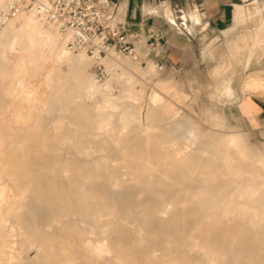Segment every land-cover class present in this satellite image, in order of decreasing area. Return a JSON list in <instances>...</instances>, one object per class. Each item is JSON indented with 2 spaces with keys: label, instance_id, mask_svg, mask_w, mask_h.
<instances>
[{
  "label": "rangeland",
  "instance_id": "1",
  "mask_svg": "<svg viewBox=\"0 0 264 264\" xmlns=\"http://www.w3.org/2000/svg\"><path fill=\"white\" fill-rule=\"evenodd\" d=\"M253 3L254 8L256 1ZM251 7L252 6H249V8ZM260 9V13L257 12L254 15L246 13L248 18L243 17L242 13H240L238 22L230 30L220 35L217 44L219 45L220 56L216 61H213V63L216 65L218 64L219 67H168L164 70L154 66V72L147 78H144L145 80L139 73L132 71L131 87L136 90L137 96L134 100L127 99L118 102L119 107L114 112L112 124L102 132L96 142L91 141L87 135H83V129L77 127L79 126L77 124L84 121L87 116L84 111H78L77 109L62 114L71 124H66L65 121V123L57 125V122L51 121L50 112L42 111L39 116L44 126L43 129L35 128L32 123H30L20 132H5L0 135L2 141H12L11 144L3 143L1 145V156L6 155L10 150H14L15 153L20 156H26L36 160V167L41 163L40 160L43 159L45 165H50L52 169H55L56 172L58 171L57 174L62 170L65 171L63 173L64 177L62 176L61 185L65 188L74 185V178L72 176L73 171L88 164L91 166L92 162L84 163L81 161H85L88 158L92 159L91 157L96 155L88 157L86 154L91 152L93 148H101L103 151L99 153L102 157L100 161V171L106 170L107 174H114L113 179L121 186L119 192L108 194L105 185L110 179L102 175L90 181L83 179L78 183V189L87 188L91 184L95 187L93 191L87 190L88 193L84 196L86 201L95 203L99 210L97 213H94L91 218H87L85 223L80 224L84 236L89 230H92L95 234L101 233L102 235L100 236H105L108 239L114 258L107 256H102V258L90 256L83 250L81 242L79 244V242L75 243L73 240L67 238H60L54 243V252L51 257L52 263L264 264V251H261L264 249V206H262L264 205V191L261 192V190L264 189L261 188L264 187L260 184L262 179L258 176L260 175L259 166L256 165L258 163L255 162L258 158L264 159V113L257 114L258 108L255 106V104L258 106L264 105V95L257 96L255 95L257 92L255 89L249 91L243 88V83L250 73H258L262 80H264V48L255 49L248 63L247 55L240 56V59L236 60V55L245 49L244 46L246 42L252 40L253 37L255 38L258 35L261 42H264V29L260 27L264 24V11H262L264 6H261ZM109 59L120 62V65L123 66L120 67L122 78H126L127 73L124 70L125 62L131 60L127 57L117 55H112L106 60ZM103 65L107 75L101 82L94 76L92 62L90 66L86 68V72L98 84H103L114 72V67L109 68L105 66L104 62ZM60 70L65 76L70 73L68 67H60ZM217 71H220L219 73L221 74L219 79L212 76L216 74ZM127 72L130 73V71ZM122 82L123 81H120L114 84V89L115 91L117 90L115 94L127 93L124 92V90L128 89V86L124 85ZM221 83H230V94L228 92V94L225 95L221 92ZM260 83V87L264 88V84H262L264 81H260ZM40 84L41 80L39 78L31 80V86L35 88L38 87L37 89L39 91ZM76 86V80L72 78L66 79L61 86V89L65 92V94H60L61 100L65 101L66 99H70L72 96L70 91L75 89ZM154 94L158 95V100H160V102L158 100L155 103L152 102L151 98ZM175 95L180 96V98L175 97ZM125 111L130 113L133 118L131 122L123 128L119 124V118ZM147 112L151 113L150 119H146ZM169 134L170 136H168ZM186 134L188 135L186 136ZM221 134L240 135L242 139H240V143L243 146V155H239L234 148H228L227 151L230 155V167L232 168V175L230 178L234 181L237 180L235 184H238V190L241 192L246 191L252 193L258 190L256 193L258 197L250 204L251 208L243 207L240 209L235 206V203L242 202V199L238 196L239 192H233V185L229 186L225 183L228 178L222 176V174L225 173V169L223 167V169L221 168V161H210L200 154L203 149H207L212 154L218 153L222 148L224 149L225 147L219 139ZM104 138L107 141H105ZM204 143H206L205 147L202 145ZM248 145L249 147H247ZM175 148H182V153L195 149L192 152L194 159H191L190 168L180 173L177 171V173L170 174L171 168L176 170L179 169V162L172 152ZM196 150H199V152L197 153ZM231 153L237 157L235 158ZM243 159L245 160L243 161ZM144 160L147 161L150 167L155 169L151 175L149 173H141L142 171L139 165L143 163ZM112 161H115L114 164ZM238 161L241 162L239 163ZM4 162L6 163V160L2 161L0 165L4 164ZM245 162L247 163L246 165ZM198 163L201 165V169L195 168V175H197L188 178L190 177L189 170H194L195 165ZM5 165L9 170L13 169L17 171L15 172V178H19L20 175H25L24 172L27 171L30 174H34L37 172L38 168L27 167L26 171L23 169L24 163L20 162H8ZM107 169H110L111 173ZM236 169L240 171L238 172ZM131 172H133V176L120 177L123 173L129 174ZM212 172L214 174H212ZM37 173H39V171ZM53 173L54 171L49 172L48 175ZM165 173H167L168 177L159 182L165 193H161L159 195L161 197L157 198V194L147 190L157 183L156 177H158L159 174ZM201 173L203 175H201ZM249 174H251L253 178ZM246 177L247 179H245ZM6 179L9 180V187L7 186L8 191L6 193V200L1 205V213L9 214L12 219L17 216H24L28 212L27 205L33 198V187L42 184L45 185L46 177H38V179H34L32 182L22 179H17L18 181L14 182L10 175L6 176ZM217 181H221L222 183H217L219 185H216ZM186 187L191 189L198 187H202L204 190L208 189V194L217 195V202H221L220 200L222 198V203L229 202L220 210L228 212V216L226 217L228 220L218 217L219 214H217V217H214V219L218 218L221 224L212 228L210 232V246L207 249V253L196 246L198 232L194 230L195 225L193 223L195 219L200 218L203 212L199 209L195 200L191 199L188 200L186 204H183V202L185 203ZM47 192L49 195L51 190L48 188ZM60 192L61 191L56 190L55 194L61 195L59 194ZM22 200L23 203L21 202ZM173 200L176 202V206L170 211L169 217L164 220V222L160 221L158 216L151 215L152 210H163V208H157L154 205L172 202ZM18 203L24 204V207L22 204L19 205ZM136 204L139 205L136 207ZM18 205L20 206L21 212H19V208H14V206L16 207ZM260 205L262 207H260ZM93 211H95V209H93ZM129 211L132 212L130 213ZM48 212V214H52V211L49 210ZM194 212H197L199 215L188 217V214H193ZM255 212L259 215V218L255 220V223L257 222L256 230H258L257 241L247 244L245 240L241 238V234L237 233L238 235L235 236V239H232L233 242H231L232 240L230 239L225 241L227 244H234L232 252H229L231 251L230 248L222 247L221 244L225 242L221 241L220 237L226 227L228 225L227 228L233 227L232 224L237 223L236 226L238 228L244 225V227L247 226L252 229L247 223H249L252 214ZM250 213H252L251 216ZM243 216H249L250 218L248 217L246 219V217ZM114 217H116V219ZM134 219L137 223L131 225L130 222H134ZM231 220L234 222L232 223ZM209 222L211 223L212 221H208V223ZM57 226L58 225H55V227ZM3 230L5 233L10 231L9 222L4 224ZM48 230V232H51L52 229ZM153 230H155L156 234ZM80 238H82V236H80ZM37 244H41V242H37ZM37 244L24 245L20 255V259L22 260H19L17 264H24V259L27 257L33 258L36 254L35 250ZM256 250L258 251L256 252ZM219 253H222V255L220 256Z\"/></svg>",
  "mask_w": 264,
  "mask_h": 264
},
{
  "label": "bare ground",
  "instance_id": "2",
  "mask_svg": "<svg viewBox=\"0 0 264 264\" xmlns=\"http://www.w3.org/2000/svg\"><path fill=\"white\" fill-rule=\"evenodd\" d=\"M8 1L9 0H0V10L6 5ZM246 1H249L251 3L256 1L255 7L253 8V11L250 13L251 15H254L257 12L260 13L261 6H264V0H246ZM262 11H264V9H262ZM238 19L240 18H236V23L238 22ZM260 27L261 29H264V24H262ZM67 43H68V37L66 35L61 34L52 23L39 19L32 10H23L14 19H11L7 24L0 26V135L5 132H14V131L20 132L22 131V129L26 128L30 123H32L33 127L35 128L43 129L44 126L39 116L40 112L42 111L50 112L51 118H52L51 121L57 122V125L63 124L65 123V121H66V124H71L70 121L66 117H64L62 114L64 112L77 109L78 111H84L87 114L84 121L80 122V124H77L79 125L77 127L83 129V135L85 136L87 135L91 141L96 142L98 138L100 137V135L102 134V132L106 130L110 124H112L113 118H114V112L119 107L118 102L122 100H127V99L134 100L135 97L137 96L136 90L131 87V81H132L131 72L135 71L139 73V75L142 76L144 79V78H147L155 70L154 64L150 61H147L146 65L142 66L137 62L133 63L134 61L129 58L131 61L127 60L125 62L124 70L126 71L127 74H126V78L123 79L121 75L122 72L120 70L121 69L120 67H123V66L120 65V62L114 59L106 60L108 57H111L112 55L119 56L114 51H110L107 53L106 57L102 59L101 63L103 64L104 62L105 66L109 68L114 67V70H113L114 72L111 74V77L108 80H106L103 84H98L86 72L87 70L86 68L90 66L91 62L93 64V59L82 51H76V50L70 49ZM244 47L245 49L240 52L241 54L239 53L238 55H236V60H239L240 56L247 55V63H248L255 49L264 48V42H261L260 37H258L257 35L255 38L253 37L252 40L246 42ZM60 67H68L70 70L69 75L65 76L64 74H62ZM127 71H130V73ZM219 72L220 71H217V73L212 76L219 79L221 76ZM34 78H39L41 80L40 91L37 89L38 87L35 88L31 86V80ZM68 78L70 79L72 78L76 80L77 86L75 89L70 91L72 94L70 99H66L65 101H62L60 94H63V93L65 94V92L61 89L62 88L61 86ZM120 81H123L122 83L128 86V89L124 90V92H127L126 94L124 93L115 94L117 90L115 91L114 84H117ZM260 81H264V80H262V78L260 77L258 73H254V72L250 73L247 79L245 80V82L243 83L244 84L243 88L249 91L251 89H255L257 91L255 95L257 96L264 95V88L260 87V84H261ZM220 86H221L220 88L221 92L227 95L229 92V89L231 88L230 83H221ZM175 97L180 98V96H176V95ZM158 98H159L158 95L154 94L151 100L153 103H155L158 100ZM158 101L160 102V100ZM141 111H142V108H141ZM132 118H133L132 115L128 113L127 111H125L121 114L119 118V124L121 125V127L124 128L125 126H127L128 123L131 122ZM150 118H151V113L147 112L146 119H150ZM188 134H186V136ZM168 136H170V134ZM219 139L222 141V144L225 147L224 149L222 148L223 150L221 149L218 151V153L212 154L207 149H203L201 150L200 154L202 155V157L208 158L210 161L212 160L221 161L222 163L221 168L223 167L225 169V173L222 174V176L228 178L225 181V183L229 186L233 185V189H234L233 192H237V193L239 192L238 196L239 198L242 199L241 200L242 202L235 203V206L240 209L243 207L249 208L250 204L255 201L254 199L258 197V194H256L258 190L252 193L246 192V191L241 192L240 190H238V184L237 183L235 184V181L237 180L234 181L232 178H230L232 175L231 173L232 168L230 167L231 165L230 155L227 152L228 148H234L237 150L239 155L244 154L243 146L240 143L241 137L240 135L221 134L219 136ZM3 143L11 144L12 141L10 140L2 141L0 137V153L2 151L1 145ZM206 143L202 145H204L205 147ZM247 147H249V145ZM194 150L195 149H191L190 151L182 153L183 151L182 148H175L172 152L179 162V165H178L179 169L176 170L170 167L171 168L170 174L177 173V171L180 173L183 170L190 168L191 159H194V155L192 153ZM101 151H103L101 148H93L91 152L86 154V156L88 157L92 155H96V156H92L91 157L92 159L88 158L85 161H81L84 163L92 162V164L91 166L89 164H88L89 166L85 164L86 166L77 168V170L73 171L72 176L74 178V185L69 188H65L64 186H61L62 178L64 177L63 173L65 171L62 170L57 174L58 171L56 172L55 169H52L50 165H45L44 164L45 161L43 159L40 160L41 163L39 164V166H37L38 167L37 168L36 160H34L33 158L26 157V156L25 157L20 156L19 154H16L14 150L12 151L10 150L4 156L0 155V163L4 160H6V163L20 162V163H24L23 169L26 171H27V167L37 168V172L39 171V173L36 172L34 174H30L27 171V172H24L25 175H20L19 178H15L14 177L16 175L15 172L17 171L13 169L9 170L6 167L5 162L4 164L0 165V264H17L19 260H22L20 259L22 247L26 244H34V243L37 244V242H41V244L36 245V250H35L36 254L34 255L33 258H29V257L25 258L24 264H59V263H52L51 257L54 252V243L57 242V240L60 238H67V239L73 240V242L75 243L79 242V244L81 242V246L83 247V250L86 253H88L90 256H96L97 258H102V256L114 258L113 251L111 250L109 246V241L105 236H100L102 235L101 233L95 234L93 233L92 230L87 231L84 236L83 229L80 226V224L86 222L87 218L88 219L91 218L94 215V213H97V211L99 210L97 209L95 203L86 201L85 196H84L88 193L87 190L93 191L95 187L91 184L87 188L84 187V189H78L79 182H81L83 179L90 181L94 178H97L99 175H102L103 177L107 176L110 179L109 182L106 183L105 185L107 188L106 192L108 194H115L119 192V189H121V186H119V184H117L116 181L113 179L114 174H107L106 170L100 171V167H101L100 161L102 160V157L99 155V153ZM198 152L199 150L197 151V153ZM244 160L245 159H243V161ZM112 162L114 164L115 161H112ZM255 162H257L258 164L256 165L259 166L258 169H259L260 175L258 176H260L262 179V182L260 181L261 182L260 184L262 187H264V159L258 158V160ZM246 164L247 163L245 162V165ZM139 167L142 171L141 173L144 172V173H149L151 175V173L155 171L153 167H150L148 165L146 160H144V162L141 163ZM200 167L201 165L199 163L196 164L194 167V170H189L190 177L188 176L187 177L192 178L196 173V169L197 168L199 169ZM53 171H54L53 174L48 175L49 172H53ZM108 171L110 172V169ZM212 174L214 173L212 172ZM8 175L12 177L14 182H17L20 179L29 180L32 182L34 181V179H38V177L39 178L46 177L45 185L42 184V185H37L33 187V190H32L33 198H32V201L27 205V208H28L27 214H25L24 216H17L14 219L10 218L9 214L1 213L2 211L1 205L6 200V193L8 191L7 186L9 184V180L6 179V176ZM201 175L203 174L201 173ZM249 175L251 176V174ZM127 176H133V172L129 174L123 173L121 174L120 177L124 178ZM166 177H168L167 173L159 174L158 177H156L157 183L153 185L152 188H150L147 191L154 192V194L158 195L157 198H160L161 196L159 195L161 193H165V191L162 188L161 183L159 182L166 179ZM251 177L253 178V176ZM245 179H247V177ZM217 183H222V182L217 181L216 185H219ZM48 188L51 190L50 192L51 194L49 193V195L47 192ZM261 189H264V188H261ZM56 190L61 191L59 193L61 195L55 194ZM185 191H186V193L184 192L185 193V203L183 202V204H186L188 200H191V199L195 200L197 203V206L203 212L201 213L200 218L195 219L193 223L195 225L194 230L198 232L196 246L200 250L207 253V249L210 246L209 245L210 244L209 243L210 242V232L212 228H215L221 224L219 222V219L218 218L214 219V217L215 216L217 217V214H219L218 217L226 219V217L228 216L227 215L228 212H224L220 210H222V208H224V206H226L227 203L229 202L222 203L223 198L220 200L221 202H217V195L208 194L207 192L208 189L204 190L202 187L193 188V189L186 187ZM262 191L264 190H261V192ZM21 202L23 203V200ZM19 205L16 207L14 206V208L16 209L19 208L20 210ZM22 205L24 207V204ZM137 205L139 204H136V207ZM154 206H156L157 208L158 207L163 208V210H156V209L152 210L151 215L158 216L160 218V221L164 222V220H166L169 217L170 211L176 206V202L173 200L172 202L161 203V204H157ZM262 206L260 205V207ZM93 209H95L96 212L93 211ZM49 210L52 211V214L51 213L48 214ZM19 212H21V210ZM129 212L131 213L132 211H129ZM194 213L188 214V217L190 216L192 217V215L198 214L197 212L195 214ZM251 214L252 213H250V216ZM258 216L259 215L256 212L253 213L251 220L249 221V223H247V225H250L252 229L247 226L244 227V225L243 227L240 226L238 228L236 226L237 224L236 222H235L236 224H232L233 227H230V228H227L229 225L228 226L225 225L227 227L223 232L221 231L222 235L220 237V240L225 242L229 239L230 240L235 239L236 235L241 234V238L245 240L247 244L257 241L258 230H256L257 222L255 223V220L256 218H259ZM243 217H246V216H243ZM248 217H246V219ZM114 218L116 219V217ZM208 221H212V222L211 223L209 222L210 223L209 224ZM6 222L10 223V231L8 233H5L3 230L4 224ZM233 222L234 221H232V223ZM136 223L137 221L135 219H134V222L133 221L130 222L131 225L136 224ZM258 223H259V220H258ZM55 225H58V226L55 227ZM54 228H57V229H54ZM48 229H52L51 232H48L49 231ZM155 230L153 231L155 232ZM188 233H189V230H188ZM80 236H82V238H80ZM231 242H233V240ZM221 246L230 248L231 251L229 250L228 251L232 252L234 244L233 243L227 244L225 242V243H222ZM257 251L258 250H256V252ZM261 251H264V249H262ZM219 254L220 256L222 255V253H219ZM223 255L226 256L225 254ZM224 256L223 258L225 259Z\"/></svg>",
  "mask_w": 264,
  "mask_h": 264
},
{
  "label": "crops",
  "instance_id": "3",
  "mask_svg": "<svg viewBox=\"0 0 264 264\" xmlns=\"http://www.w3.org/2000/svg\"><path fill=\"white\" fill-rule=\"evenodd\" d=\"M96 1L107 17L137 35L138 53H147L149 43L156 37L155 48L146 57L145 64L150 61L164 70L219 67L213 61L220 56L217 45L220 35L235 25L240 13L248 18L246 13H251L254 4L246 0ZM255 106L257 114L264 113V105Z\"/></svg>",
  "mask_w": 264,
  "mask_h": 264
},
{
  "label": "built area",
  "instance_id": "4",
  "mask_svg": "<svg viewBox=\"0 0 264 264\" xmlns=\"http://www.w3.org/2000/svg\"><path fill=\"white\" fill-rule=\"evenodd\" d=\"M32 10L41 20L52 23L68 37V47L82 51L93 59V73L100 81L107 75L101 63L108 52L128 57L140 65L155 48L156 37L147 53H138V37L122 23L107 17L96 0H9L0 10V26L14 19L21 11Z\"/></svg>",
  "mask_w": 264,
  "mask_h": 264
}]
</instances>
